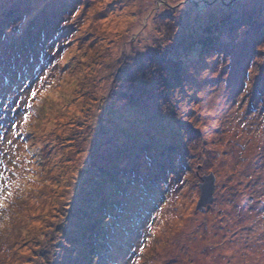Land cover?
Here are the masks:
<instances>
[{
  "label": "rangeland",
  "instance_id": "374dc122",
  "mask_svg": "<svg viewBox=\"0 0 264 264\" xmlns=\"http://www.w3.org/2000/svg\"><path fill=\"white\" fill-rule=\"evenodd\" d=\"M227 3L264 20V0H0V264H264V35H224ZM209 32L226 47L194 58Z\"/></svg>",
  "mask_w": 264,
  "mask_h": 264
},
{
  "label": "trees",
  "instance_id": "16d2710c",
  "mask_svg": "<svg viewBox=\"0 0 264 264\" xmlns=\"http://www.w3.org/2000/svg\"><path fill=\"white\" fill-rule=\"evenodd\" d=\"M229 7H231V6H229L227 3V7L223 8L224 12L220 13V14H222L221 16L224 19L221 22L218 21L219 27L222 26V28H223V31H224L223 34L224 35L229 37L235 31L244 30L245 28H253L256 31H258L260 34L264 35V20L258 19L257 17L253 16L252 13L246 12L244 9H236V10L227 9ZM206 38H207V40H205V41H199L198 40L195 43V47L189 51L192 53L194 58H196V54L194 52L196 50V48H198L199 51L203 50V48L205 49V51H207L209 48H211L212 51L213 50L214 51H222L224 49V47H226L225 43H224L225 39L220 33H215V32L210 33L209 32V34L206 35ZM151 59H153V56L148 57V60H151ZM43 62L46 65V62L44 60H43ZM15 68L18 69L17 67H14L13 70ZM18 70H16V71H18ZM172 70H173V72H175L174 68ZM106 123H108V122H106ZM27 151H25V154H28ZM21 158L25 159L23 155ZM22 159H20L21 162L23 161ZM23 168L24 169H22V171L23 170L24 171L22 172V175H23L25 180L22 184V187L19 188V190H21V194L26 192L27 187L32 186L31 183L33 184V182L35 181V177H37V175L33 174V172H29V170L32 169V166H30V165L27 166L28 171H27V169L25 170V168H26L25 166Z\"/></svg>",
  "mask_w": 264,
  "mask_h": 264
},
{
  "label": "water",
  "instance_id": "95a60500",
  "mask_svg": "<svg viewBox=\"0 0 264 264\" xmlns=\"http://www.w3.org/2000/svg\"><path fill=\"white\" fill-rule=\"evenodd\" d=\"M204 183L199 185V197L197 201V208L206 206L212 201L213 193L215 189L214 181L215 177L209 174L206 177H202Z\"/></svg>",
  "mask_w": 264,
  "mask_h": 264
}]
</instances>
